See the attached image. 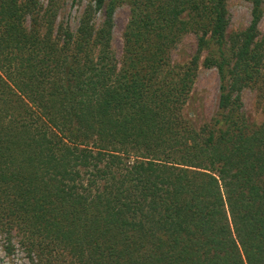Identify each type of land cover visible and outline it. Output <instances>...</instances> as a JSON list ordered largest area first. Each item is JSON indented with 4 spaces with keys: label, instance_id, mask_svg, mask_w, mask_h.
Returning a JSON list of instances; mask_svg holds the SVG:
<instances>
[{
    "label": "trees",
    "instance_id": "1",
    "mask_svg": "<svg viewBox=\"0 0 264 264\" xmlns=\"http://www.w3.org/2000/svg\"><path fill=\"white\" fill-rule=\"evenodd\" d=\"M61 1L0 0V234L33 264H264V123L242 98L264 101L262 0L231 48L227 0H91L76 30ZM204 51L220 98L198 127Z\"/></svg>",
    "mask_w": 264,
    "mask_h": 264
},
{
    "label": "rangeland",
    "instance_id": "2",
    "mask_svg": "<svg viewBox=\"0 0 264 264\" xmlns=\"http://www.w3.org/2000/svg\"><path fill=\"white\" fill-rule=\"evenodd\" d=\"M44 8H47L48 0H41ZM91 0H62L59 4L58 25L70 24L73 30L79 25V20ZM254 0H227L229 14V26L227 31L228 47L233 46L234 38L246 31L252 21ZM263 16L259 25L257 43L262 46L264 57V0H262ZM131 17L130 7L121 5L115 14V26L113 35V51L119 60L123 57L124 34ZM101 17L98 18L100 22ZM197 51V37L194 33L186 34L181 43L173 52V61L176 65H187ZM206 51L202 53L199 62L198 74L193 92L184 109V116L198 127L210 123L219 108L220 79L216 69H208L203 65ZM264 63V58H263ZM264 75V71H263ZM257 86H249L242 93L244 113L252 125L264 123V101L260 99ZM0 264H33L26 252L18 244V238L13 237L12 242L0 234Z\"/></svg>",
    "mask_w": 264,
    "mask_h": 264
}]
</instances>
